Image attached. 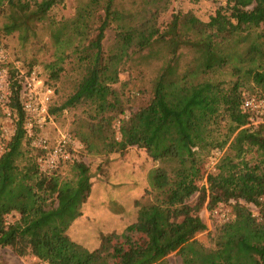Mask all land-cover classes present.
Instances as JSON below:
<instances>
[{"label":"trees","instance_id":"trees-1","mask_svg":"<svg viewBox=\"0 0 264 264\" xmlns=\"http://www.w3.org/2000/svg\"><path fill=\"white\" fill-rule=\"evenodd\" d=\"M99 1L80 6L74 19L60 23L52 33L57 56L62 58L65 48H72L84 72L73 93L50 111L89 102L95 120L90 136L99 152L142 148L156 163L147 174L152 200L134 201L137 215L122 241L110 246V233L89 250L72 240L67 229L82 214L91 191L88 166L73 161L69 178L56 173L60 164L48 173L39 169L36 154L24 147L26 140L39 152L24 126L21 77L8 62L10 94L0 110L11 111L15 127L0 152V249L10 247L17 255L30 254L47 264H171V253L179 256V264H264V177L248 171L243 177L205 175L201 165L228 144L240 156L249 144L264 138V126L250 131V114L242 109L246 96L264 94V0H224L206 21L191 13H172L163 30L156 18L167 0L161 5L145 0L137 12L117 8L115 0H102L101 5ZM57 2L61 0H5L0 12L7 8L10 18L3 30L19 31L21 40H27L34 23L45 20ZM98 5L103 15L97 33L88 37L89 20ZM112 23L115 39L105 52L102 40ZM67 29L72 35H65ZM157 44L168 56L153 81L150 99L120 116L121 99L113 88L120 65L132 52L148 50L151 56ZM183 49L191 57L181 65ZM32 69L36 68L26 71ZM46 69L50 78H57L62 66L53 61ZM79 136L86 147L94 146L88 134ZM223 204L231 205L229 218L219 215L212 245H205L197 238L207 227L199 212L205 207L214 214L213 209ZM13 213L18 217L7 222L6 216Z\"/></svg>","mask_w":264,"mask_h":264},{"label":"rangeland","instance_id":"rangeland-1","mask_svg":"<svg viewBox=\"0 0 264 264\" xmlns=\"http://www.w3.org/2000/svg\"><path fill=\"white\" fill-rule=\"evenodd\" d=\"M22 1L41 2L42 0ZM88 1L61 0V2L52 4L47 11V18L34 23L32 26L33 30L28 32V38L25 41L21 40L19 31H14L10 34L5 33L3 24L10 18V13L7 8L0 12V45L3 47L7 57L6 63L9 62V68L13 65L21 72L26 71L30 66L40 71V76L46 79L54 89V96L48 105L49 111L52 108L60 107L68 96L73 93L84 72L78 60V54L72 48H65L62 58L57 56L58 44L54 41L52 33L60 23L74 19L78 8L85 5ZM115 1L116 5L114 6L117 8L134 12L141 11L139 9L145 2V0ZM153 1H155V5L163 3V0ZM4 2L5 0H0V5ZM101 3L102 0L99 1L100 5ZM224 4V0H167L166 9L159 12L156 22L160 29L163 30L171 20L172 13H191L197 18L206 21L210 15L214 14L217 7ZM100 5L94 9V14L89 20L88 37H93L97 33L96 29L103 15ZM115 25V23L110 24L104 32L102 48L105 52L110 49L114 42ZM67 33L72 35L71 29H67L65 35ZM147 51L130 53L119 67L118 80L113 84V88L117 90L121 99L123 113L120 116L129 115L147 103L151 97L153 81L159 67L163 59L168 56L165 48L159 44L154 46L153 51L155 52L152 54L153 56H148ZM190 57L191 53L183 49V55L179 63L183 65ZM53 61H59L62 66L57 78H50L46 69V65ZM6 63L1 67L4 68L7 77ZM255 93L257 92H253V94ZM49 113L51 118L45 120L42 127L34 125L33 135H46L50 140V144L59 139L61 135L69 137L71 139L69 150L73 156L72 160L61 163L56 173L64 178L72 177V162L82 161L88 166L91 175V191L82 204L85 214L82 212L83 215L78 216L69 226L67 229L69 237L89 250L97 248L101 242V237L110 233L114 235L110 246L122 241L123 236L129 233L128 231L125 232L126 227L135 220L137 215V207L132 199L134 192L129 190L132 177L134 178V176L129 174L132 171L130 163L132 161H140L145 168V172L153 168L156 163L147 156L142 148H137L136 146H129L121 152H99L97 141L90 136L92 134L89 126L95 120L91 118L93 106L89 102H80L61 110L50 111ZM250 126V131H253L264 125L252 124ZM14 127V116L8 115L5 110H0V152L13 134ZM80 134H88L94 146L86 147V144L80 139ZM260 136L264 137V132H260ZM263 143L264 138L256 140L253 144H249L240 156L228 144L214 156L203 160L201 164L202 170L205 175L221 173L223 175L231 174L235 177H243V174L248 171L258 177H264ZM24 147L36 154V160L38 159L39 152L37 154L26 140ZM147 174L145 175V180H147ZM142 177L144 182V172ZM203 182H205V178ZM251 185L253 187L257 186L253 182H251ZM149 189L150 186L148 184L143 191L142 197L139 198L140 202L146 203L152 200V193L149 192ZM196 199L197 194L190 198V203L193 204ZM220 207L222 213H227L231 210L230 204H223V207L222 205ZM249 207L256 215L255 207L253 205H249ZM199 214L207 227L204 231L197 234V238L205 245H212V237L220 225L221 218H219V215L212 214V211L205 207L200 210ZM16 217H18L17 213L9 214L6 216V221H13ZM80 217L82 218L79 219ZM135 238L136 236L132 235V239ZM111 248H109L110 252H112ZM109 253L106 256L112 260ZM167 259L171 264L180 263L179 256L175 253H171ZM0 264L40 263L33 255L20 256L10 247H4L0 249Z\"/></svg>","mask_w":264,"mask_h":264},{"label":"built area","instance_id":"built-area-1","mask_svg":"<svg viewBox=\"0 0 264 264\" xmlns=\"http://www.w3.org/2000/svg\"><path fill=\"white\" fill-rule=\"evenodd\" d=\"M6 58L5 51L0 45V103L2 104L8 100L10 94L5 70L1 67L7 62ZM19 76L21 77L19 99L25 112L24 126L31 138V145L39 151L37 159L39 169L48 173L59 164L73 159L69 150L71 139L61 135L59 139L50 144V140L46 135H33L34 125L42 127L45 120L51 118L48 105L54 96V89L50 84L45 83L44 78L38 75L35 69L24 72L19 71ZM242 109L250 114L251 125H264V94L246 96L242 102ZM5 112L11 115V111L7 107ZM220 206L218 205L213 213L220 215L224 220L228 219V214L222 213Z\"/></svg>","mask_w":264,"mask_h":264},{"label":"crops","instance_id":"crops-1","mask_svg":"<svg viewBox=\"0 0 264 264\" xmlns=\"http://www.w3.org/2000/svg\"><path fill=\"white\" fill-rule=\"evenodd\" d=\"M137 162H139V163H137ZM130 166L132 167V171L129 174H130V176H134V178L132 177V181L130 183V186H129L130 189L129 190H131V192H134V194H133L134 197H132V199H133V201H135V200L142 197L143 191L146 189V187L148 185L147 180H145V175L147 174L149 169L146 170V172H145V168L140 161H136V162L132 161L130 163ZM133 171H134V173H133ZM143 172H144V182H143V177H142ZM141 177H142V179H141ZM82 212H83V214H85L83 209H82ZM81 218L82 217H80L79 219H81Z\"/></svg>","mask_w":264,"mask_h":264}]
</instances>
